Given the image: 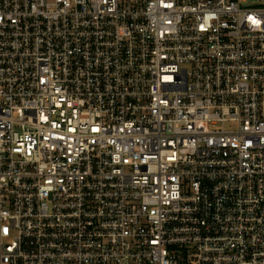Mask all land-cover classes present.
<instances>
[{
    "label": "built area",
    "instance_id": "1",
    "mask_svg": "<svg viewBox=\"0 0 264 264\" xmlns=\"http://www.w3.org/2000/svg\"><path fill=\"white\" fill-rule=\"evenodd\" d=\"M0 0V264H264V5Z\"/></svg>",
    "mask_w": 264,
    "mask_h": 264
},
{
    "label": "rangeland",
    "instance_id": "2",
    "mask_svg": "<svg viewBox=\"0 0 264 264\" xmlns=\"http://www.w3.org/2000/svg\"><path fill=\"white\" fill-rule=\"evenodd\" d=\"M245 6H257L260 3L264 5V0H244Z\"/></svg>",
    "mask_w": 264,
    "mask_h": 264
}]
</instances>
